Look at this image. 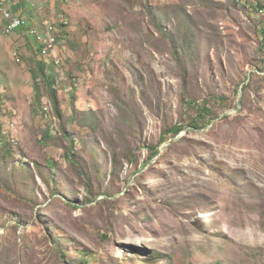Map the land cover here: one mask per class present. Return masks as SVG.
Segmentation results:
<instances>
[{
  "label": "rangeland",
  "instance_id": "obj_1",
  "mask_svg": "<svg viewBox=\"0 0 264 264\" xmlns=\"http://www.w3.org/2000/svg\"><path fill=\"white\" fill-rule=\"evenodd\" d=\"M2 3L0 264H264V0Z\"/></svg>",
  "mask_w": 264,
  "mask_h": 264
},
{
  "label": "trees",
  "instance_id": "obj_2",
  "mask_svg": "<svg viewBox=\"0 0 264 264\" xmlns=\"http://www.w3.org/2000/svg\"><path fill=\"white\" fill-rule=\"evenodd\" d=\"M155 24H156V27L159 29V31H161L165 36H167L168 34L166 33V31L164 30V27H163V25H162V23L161 22H158V19H156V21H155ZM21 28H25L26 30H29L30 29V26H29V23H27V24H25V25H23V26H20L19 28H17L18 30L19 29H21ZM175 44H176V41L174 42V45H173V50H174V54H175V56H177V57H179L180 58V56L178 55V52H177V49L175 48ZM38 50L40 51V53H41V51H42V48L41 47H39L38 48ZM179 63H180V65L182 66V60H181V58L179 59ZM40 73L44 76V77H46V80L50 83V85H51V89H52V100H53V102H54V104H55V106L57 107V104H58V101H57V96H56V92L54 91V89H53V80H52V76H49V75H47L45 72H44V70H43V68H41V70H40ZM51 79V80H50ZM207 112H208V109L207 108H205V107H202V109L200 110V117L202 118V117H204V116H206L205 114H207ZM200 120L201 119H195L193 122H192V126L195 128V129H200L201 128V124H200ZM183 130V126H181L180 124H175L174 126H171V127H168V129L165 131V134H164V136L161 138V142H160V145H158V147H152V154L149 156V158H148V160H151L152 158H154L155 157V155H157L160 151V147H162V144L163 143H165L166 141H167V134L169 133V134H172V136L173 137H176V136H178L180 133H181V131ZM1 142V141H0ZM83 253H85L84 251H82ZM62 253H66V251H62ZM66 262H65V264H85L86 262L85 261H76V260H65Z\"/></svg>",
  "mask_w": 264,
  "mask_h": 264
},
{
  "label": "clouds",
  "instance_id": "obj_3",
  "mask_svg": "<svg viewBox=\"0 0 264 264\" xmlns=\"http://www.w3.org/2000/svg\"><path fill=\"white\" fill-rule=\"evenodd\" d=\"M14 6H16V4H14ZM0 10H1V12H2V16H3L2 19L4 20L3 23H4V27H5V32L7 33V31H6V25L9 23V19H8L7 17H5V13H6V12H9V13L12 15V17H17V16L15 15V14H17L19 17H21V18H23V19L25 20V23H24L23 25L29 23V26H30L29 31L31 32V35L34 37L33 39H34L35 43L38 44V48H39V47L42 48L41 53L43 54V53H44V52H43V50H44V45L38 40V38H37V36L35 35V33L33 32V30L36 29V30H38L39 32H43V31H45V28H46L45 21H48V20H45V21L41 22V24L44 26V29H41L40 27H37V26L32 27L31 24H30V22H31V17H27V16H24L23 14H21L19 11H22V10H19V9H16V10H14V9H10V8H8L7 6L5 7V6H4V3H2V5L0 6ZM49 22H50V21H49ZM50 23L53 24V22H50ZM23 25H20V26H23ZM53 25H54V24H53ZM20 26H18L17 28H19ZM54 27L56 28V46H55V47H57L59 31H58V28H57L56 25H54ZM17 28H15V30L12 31V32L15 33V32H17V31H19ZM8 33H10V32H8ZM50 52H52V51H50ZM229 259H230V257L227 255V253H226V252H223L222 255L219 257V259L217 260L216 264H233V263H229V261H228Z\"/></svg>",
  "mask_w": 264,
  "mask_h": 264
},
{
  "label": "bare ground",
  "instance_id": "obj_4",
  "mask_svg": "<svg viewBox=\"0 0 264 264\" xmlns=\"http://www.w3.org/2000/svg\"><path fill=\"white\" fill-rule=\"evenodd\" d=\"M5 17H7L9 19V23L6 25V31L7 32H12L14 31V27L16 26V23L19 21L22 25L24 24V19L17 16V17H12V15L9 12L5 13ZM39 38V37H38ZM55 39H53L52 42H54ZM44 45L47 46L46 43L42 42ZM49 46H52V44H49Z\"/></svg>",
  "mask_w": 264,
  "mask_h": 264
},
{
  "label": "built area",
  "instance_id": "obj_5",
  "mask_svg": "<svg viewBox=\"0 0 264 264\" xmlns=\"http://www.w3.org/2000/svg\"><path fill=\"white\" fill-rule=\"evenodd\" d=\"M22 25L19 21L16 23V26L14 27L13 30H15V28H17L18 26Z\"/></svg>",
  "mask_w": 264,
  "mask_h": 264
}]
</instances>
